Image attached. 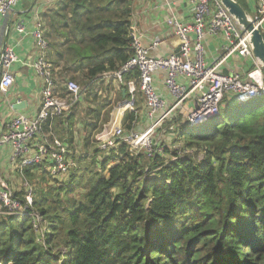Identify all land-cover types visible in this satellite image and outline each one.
<instances>
[{
	"label": "trees",
	"instance_id": "16d2710c",
	"mask_svg": "<svg viewBox=\"0 0 264 264\" xmlns=\"http://www.w3.org/2000/svg\"><path fill=\"white\" fill-rule=\"evenodd\" d=\"M238 2L251 13L246 0ZM132 13V0H59L46 24L50 59L84 86L116 81L113 75L132 56ZM138 76L137 70L123 73V87ZM259 97L240 106L226 102L219 116L180 130L187 147L202 148L201 160L177 150L169 158L132 154L125 143L104 152L95 135L114 107L104 98L86 124L84 147H94L95 168L81 199L69 195L82 167L68 184L35 191L34 208L46 224L40 234L29 216H0V264H264ZM138 121L137 111L126 110L128 130ZM33 169L40 168L26 174ZM58 247L63 250L54 252Z\"/></svg>",
	"mask_w": 264,
	"mask_h": 264
},
{
	"label": "built area",
	"instance_id": "2783aa9c",
	"mask_svg": "<svg viewBox=\"0 0 264 264\" xmlns=\"http://www.w3.org/2000/svg\"><path fill=\"white\" fill-rule=\"evenodd\" d=\"M19 2L0 0V31L7 25ZM191 16L190 22L173 14L167 18V25L173 29L180 43L174 52L165 56L152 55V50L159 47L160 42L154 40L150 46L144 45L136 29L131 26L132 56L122 70L116 73V77L121 80L123 73L138 71V80H131L127 85L132 96L139 85L145 98L148 126L139 131L137 127L128 130L125 125L117 126L112 134L101 141L99 147L104 152L125 143L132 154L144 151L148 157L156 153L165 155L164 147L154 145L152 139L155 131L165 124L168 123L169 129L176 133L178 126H183L180 129L182 131L219 116L226 100L232 103L239 95L251 96V100L264 95L262 64L252 51L249 36L221 0H195ZM252 17L264 35V0H256ZM15 28L19 33L33 37L37 57L29 66L42 81V102L34 116L18 112L6 123L0 136V146L11 147L12 163L24 180L27 170L38 166L45 167L55 180L64 181L72 171L80 169V165L70 158L69 144L52 132L45 133L44 128L66 117L79 102L83 89L74 80L61 82L58 79L57 69L49 57L50 39L43 20L38 19L34 29L29 32L22 20L16 22ZM208 35L225 40V54L211 65L205 56V40ZM236 54L251 60L252 65L247 72L228 74L222 71L221 66ZM19 61L12 46L0 49V93L3 96L8 95L15 83L12 68ZM158 72L163 74L165 88L173 99L171 102L155 86V75ZM62 88L68 92L67 97L61 96ZM133 100L126 106L132 105ZM186 102L193 103V107L182 118L179 109ZM35 191L33 184L26 183V193L19 197L8 184L0 180V216L26 215L32 219L35 229L45 231L43 217L34 208Z\"/></svg>",
	"mask_w": 264,
	"mask_h": 264
},
{
	"label": "crops",
	"instance_id": "0c3cea01",
	"mask_svg": "<svg viewBox=\"0 0 264 264\" xmlns=\"http://www.w3.org/2000/svg\"><path fill=\"white\" fill-rule=\"evenodd\" d=\"M194 1L195 0H132V26L136 29V33L146 46H150L154 40L160 42L159 47L152 50V55L165 56L178 48L180 41L176 37L173 29L167 25V18L173 14L183 21L190 22L192 19L191 8ZM58 2L59 0H20L11 14L7 25L0 31V49L6 46H12L20 58V61L15 63L12 68L15 75L14 85L7 96H3L0 93V136L4 132L6 123L16 113L22 112L34 116L38 112L42 102V81L35 74L33 68L29 66L37 57V50L34 47L33 37L28 34L19 33L15 28V24L18 20H22L26 24L28 32L34 29L35 22L38 19L43 20L44 23L48 25L47 21L50 20L51 11L57 8ZM246 2L254 13L256 0H246ZM224 45L225 40L223 38L211 35L207 36L205 40V56L210 65L217 62L225 54ZM53 59H51V61L55 66L56 62H54ZM251 65V60L242 58L236 54L230 57L221 66V69L228 74L245 73ZM58 79L61 82H66L68 80L66 78L61 80L59 76ZM100 83L101 85H99V82L91 81L90 86H85L84 93L80 98L81 103L83 99H86L87 102L94 104V106H89L86 113L82 108L77 111L74 117L73 115L76 111H74L73 108L63 119L56 120L51 126L46 125L45 133H49L48 130H51L53 134L62 132V134L69 137V139L65 138V140L70 148H73L75 144L78 143L79 148L82 149L87 133L86 124L89 125L91 120H93L90 119V110H93L104 98L110 99L111 102L114 103V106L117 102L120 103L123 101L124 104L126 100H135H133L132 105L125 106L123 111L119 114L118 109H114L113 107L109 120L103 124L102 128L98 130V133L95 135V140L98 142L97 145L100 146L101 141L107 135L112 134L117 126L124 125L123 118L128 109L138 112L139 121L137 128L139 130H143L148 126L145 98L138 84L135 93H138V95L134 97L135 95L132 96L130 94L128 85L127 88H124L123 85H125V83H120L118 91L119 93L121 91L123 96L119 99V97H117L119 93H116V96L110 94V92H108V94L104 93L103 95L102 89L108 82L104 80ZM112 84L113 83H110L109 85ZM155 86L170 102L173 101L165 88L163 74L161 72L155 75ZM61 92L62 97H67L68 92L64 88L61 89ZM127 93H129L131 97L129 95L127 96ZM22 101L26 102L25 108L16 109L14 107L15 104ZM192 107L193 103L186 102L179 109L180 116L185 118ZM80 114L83 115L81 118ZM79 130L80 134L83 135L81 139L77 136ZM77 153L79 156L83 157V151H78ZM11 155L12 152L9 145L0 146V180L8 184L9 187L11 186L14 188L22 176L12 163ZM115 163L117 162H111L109 166ZM38 168H40L38 170H41V167Z\"/></svg>",
	"mask_w": 264,
	"mask_h": 264
},
{
	"label": "rangeland",
	"instance_id": "374dc122",
	"mask_svg": "<svg viewBox=\"0 0 264 264\" xmlns=\"http://www.w3.org/2000/svg\"><path fill=\"white\" fill-rule=\"evenodd\" d=\"M248 10L251 12L250 14L253 15L252 9L248 8ZM51 59H53V58H51ZM53 60L55 61V59H53ZM55 67L57 68L56 73L60 77L61 80H64L65 78L71 79L70 77L74 75L73 72H70L67 74L64 73V70L61 68L62 66L59 65L57 62L55 63ZM113 76L116 77V74H114ZM122 80H123V78H121V80H119L116 77V81H114L115 83L111 82V83H113L112 85H109L110 83L108 81H105L108 83H106L102 89L103 95H104V93L108 94V92H110V94L116 96V93H119L118 89H119V86H120V83L122 82ZM75 81L82 87V89H83L82 95H83L84 89H85L83 82H81L78 79H75ZM137 95H138V93L135 94L134 97H136ZM257 99H260V97H258ZM226 101L228 102V100H226ZM226 101L224 102V104L226 103ZM256 101H258V100H256ZM122 104H123V101H121L120 103L117 102L114 106V109H118ZM89 106H94V104L87 102L86 99L85 100L83 99L82 103H81V100L79 102H77L75 104V106L73 107L74 108L73 110L76 111L74 113L73 117L76 116L77 111L81 110L82 108H83V111L86 113ZM81 116H83V115L80 114V118H81ZM179 122H180V120H179ZM179 122H178V124H179ZM182 127L183 126H178V130L175 133L169 129L168 123L165 124L161 129H158L153 134V137H152L153 144L154 145H161L164 147V153H165L166 158L172 157L173 155H172L171 151L174 152V150H177V152L180 156L190 154V155H193L195 160L203 159L204 158V151L202 150V148L201 147L197 148L196 146L192 147V148L187 147V143L184 140L185 137H182L179 135V131ZM138 131H139V129H138ZM84 132H85V130H84ZM55 134L67 143L65 138L69 139V137L62 134V132H56ZM77 136L80 139L83 136L82 134H80V130L77 132ZM93 148L94 147L91 146V148L86 150L84 147V144H83L82 149H81V148H79L78 143H76L73 148H70V158L73 159L74 161L78 162L80 167H82V170L80 172H76L75 182L77 183V189L75 190V192L73 194L69 195V197H71L75 200L81 199L82 194L84 192V187L86 185L85 183H86L87 179L90 177L89 171L91 169L95 168V164L93 163V155H92L93 154ZM78 151H80V152L83 151V153H82L83 157L78 155V153H77ZM71 175H72V173L64 181L55 180L48 173V171L46 170L45 167H41V170H38V169L31 170L30 176H28V175L25 176L26 180H24V178L21 177V179L19 180L18 183H16L14 188H12L11 186L10 187L16 196L23 197L24 194L26 193V183L33 184L35 189H36V192H38L39 190H41L43 192H48L50 187L57 188L59 186H64V185L68 184L69 182H71ZM51 199L52 198L49 197L48 202L52 201ZM35 230H36L37 234L41 233L40 228H39V230L38 229H35ZM43 237L44 236L39 237V242L44 243ZM59 250H63V249L61 247H58L57 249H55L54 252H57ZM52 264H60V263L59 262H53Z\"/></svg>",
	"mask_w": 264,
	"mask_h": 264
},
{
	"label": "water",
	"instance_id": "95a60500",
	"mask_svg": "<svg viewBox=\"0 0 264 264\" xmlns=\"http://www.w3.org/2000/svg\"><path fill=\"white\" fill-rule=\"evenodd\" d=\"M229 12L233 15L238 24L243 28L244 32L249 36L252 51L255 57L261 62L264 71V35L261 30L256 26L254 18L248 11L238 2V0H221ZM2 76V66L0 65V80ZM251 96L239 95L232 101V105L240 106L251 100ZM132 101H125L127 105ZM26 102H17L16 109H23Z\"/></svg>",
	"mask_w": 264,
	"mask_h": 264
},
{
	"label": "bare ground",
	"instance_id": "6f19581e",
	"mask_svg": "<svg viewBox=\"0 0 264 264\" xmlns=\"http://www.w3.org/2000/svg\"><path fill=\"white\" fill-rule=\"evenodd\" d=\"M125 106L126 105L124 104V105H122L121 107L118 108V114L121 113V111H123V109L125 108Z\"/></svg>",
	"mask_w": 264,
	"mask_h": 264
}]
</instances>
